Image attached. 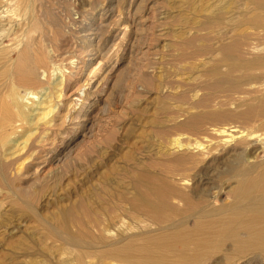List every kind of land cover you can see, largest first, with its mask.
I'll list each match as a JSON object with an SVG mask.
<instances>
[{
    "label": "rangeland",
    "instance_id": "obj_1",
    "mask_svg": "<svg viewBox=\"0 0 264 264\" xmlns=\"http://www.w3.org/2000/svg\"><path fill=\"white\" fill-rule=\"evenodd\" d=\"M262 1L0 0V41L5 33L31 30L43 55L52 57L48 74L39 75L45 89L21 104L34 111L35 122L43 118L29 134L51 136L61 159L40 172L36 185L0 189V264H112L108 254L133 235L159 233L132 212L134 185L144 174L161 177L178 156L197 161L203 147L194 144L206 141L208 121L182 125L209 112L204 100L257 84L244 86L242 71L227 76L218 49L240 41L253 45L249 57L264 53ZM79 88L88 95L80 106L89 110V130L78 127L83 110L76 107L64 133L61 117ZM84 207L100 233L85 237L74 223H84ZM71 237L87 247L72 245Z\"/></svg>",
    "mask_w": 264,
    "mask_h": 264
},
{
    "label": "bare ground",
    "instance_id": "obj_2",
    "mask_svg": "<svg viewBox=\"0 0 264 264\" xmlns=\"http://www.w3.org/2000/svg\"><path fill=\"white\" fill-rule=\"evenodd\" d=\"M262 4L264 8V1ZM31 32H8L0 41V189L36 185L40 172L61 160L51 136L39 138L36 133L29 134L43 118L35 122L34 111L21 104L24 100L39 98L38 93L45 89L40 72L47 73V65L52 60L43 55ZM251 47L239 41L218 50L228 67L227 76L242 71L244 86L251 83L258 86L251 84L243 88L238 84L233 95L231 92L224 96L211 95L202 102L210 108L209 112L195 114L182 125L188 129L199 128L208 121L206 141L194 144L196 148L203 147L200 158L196 161L192 156H178L161 169V177L149 174L140 177L133 188L131 210L155 223L159 233L152 236L146 231L133 235L132 240L108 254L110 263L236 264L251 255L245 264L264 261V84L261 83L264 53L249 57L254 53ZM93 51L87 50V54ZM217 88L214 86L213 90ZM83 89L71 95L77 98L61 117L59 130L64 133L69 132L68 115L76 107L83 110L78 127L84 132L88 129L89 110L80 106L88 96ZM230 101H233L230 105L234 106L233 110L228 108ZM21 140L24 142L18 146ZM167 178L187 185V191ZM221 193L228 196V202H220ZM83 210L84 223L74 222V218L73 222L85 229V237L92 230L100 233V224L91 211L85 207ZM76 238L71 237L72 245L87 247L85 240Z\"/></svg>",
    "mask_w": 264,
    "mask_h": 264
}]
</instances>
